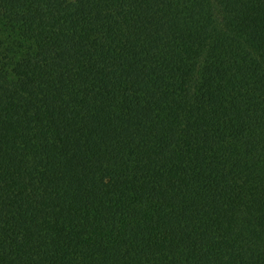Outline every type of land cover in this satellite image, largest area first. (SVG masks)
<instances>
[{
  "label": "trees",
  "instance_id": "obj_1",
  "mask_svg": "<svg viewBox=\"0 0 264 264\" xmlns=\"http://www.w3.org/2000/svg\"><path fill=\"white\" fill-rule=\"evenodd\" d=\"M0 0V264H264V0Z\"/></svg>",
  "mask_w": 264,
  "mask_h": 264
},
{
  "label": "rangeland",
  "instance_id": "obj_2",
  "mask_svg": "<svg viewBox=\"0 0 264 264\" xmlns=\"http://www.w3.org/2000/svg\"><path fill=\"white\" fill-rule=\"evenodd\" d=\"M102 0H70L72 11L66 15V24L74 26L79 21L98 20L106 12V5L101 4Z\"/></svg>",
  "mask_w": 264,
  "mask_h": 264
}]
</instances>
